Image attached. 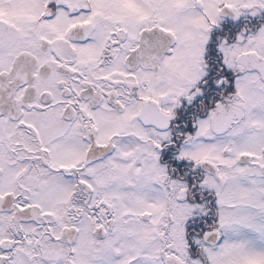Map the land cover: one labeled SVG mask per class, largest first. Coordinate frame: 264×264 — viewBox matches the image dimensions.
Masks as SVG:
<instances>
[{"label": "snow or ice", "instance_id": "6c2138e0", "mask_svg": "<svg viewBox=\"0 0 264 264\" xmlns=\"http://www.w3.org/2000/svg\"><path fill=\"white\" fill-rule=\"evenodd\" d=\"M0 264H264V0H0Z\"/></svg>", "mask_w": 264, "mask_h": 264}]
</instances>
